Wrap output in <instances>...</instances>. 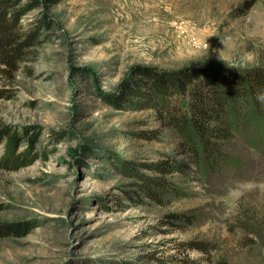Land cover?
I'll use <instances>...</instances> for the list:
<instances>
[{
  "label": "rangeland",
  "instance_id": "obj_1",
  "mask_svg": "<svg viewBox=\"0 0 264 264\" xmlns=\"http://www.w3.org/2000/svg\"><path fill=\"white\" fill-rule=\"evenodd\" d=\"M26 7L19 43L36 28L37 42L0 61V165L28 160L0 167V225L22 226L0 236V264H264V133L235 136L219 172L160 178L150 166L176 157V135L130 107L147 69L264 72V0ZM137 174L179 194L152 201Z\"/></svg>",
  "mask_w": 264,
  "mask_h": 264
},
{
  "label": "trees",
  "instance_id": "obj_2",
  "mask_svg": "<svg viewBox=\"0 0 264 264\" xmlns=\"http://www.w3.org/2000/svg\"><path fill=\"white\" fill-rule=\"evenodd\" d=\"M19 3L20 0H0V61L11 68L26 54L24 47L35 44L39 36L36 28L24 44L19 43L20 20L30 7L19 9ZM144 74L146 82L142 89L132 90L131 109L155 112L176 135V157L161 154L160 161L150 166L160 178L182 174L190 164L201 172H219L234 160L226 145L235 136L253 128L263 135L264 72L225 69L210 62L199 70L147 69ZM26 162L28 160L20 156H13L5 158L0 167L10 168ZM137 176L141 182L139 188L152 201L162 203L169 192L179 194L178 187L170 181ZM21 228L0 225V236H4L6 230L19 232Z\"/></svg>",
  "mask_w": 264,
  "mask_h": 264
},
{
  "label": "clouds",
  "instance_id": "obj_3",
  "mask_svg": "<svg viewBox=\"0 0 264 264\" xmlns=\"http://www.w3.org/2000/svg\"><path fill=\"white\" fill-rule=\"evenodd\" d=\"M203 48H204V49H208V48H210L209 43H208V42L204 43V44H203ZM261 96H264V93H261Z\"/></svg>",
  "mask_w": 264,
  "mask_h": 264
}]
</instances>
